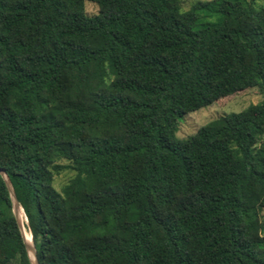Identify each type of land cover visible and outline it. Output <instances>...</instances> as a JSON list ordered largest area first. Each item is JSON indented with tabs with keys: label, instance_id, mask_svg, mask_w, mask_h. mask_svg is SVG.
Returning <instances> with one entry per match:
<instances>
[{
	"label": "trees",
	"instance_id": "16d2710c",
	"mask_svg": "<svg viewBox=\"0 0 264 264\" xmlns=\"http://www.w3.org/2000/svg\"><path fill=\"white\" fill-rule=\"evenodd\" d=\"M212 1L193 29L182 0H0V167L39 264H264V0ZM0 264H30L1 175Z\"/></svg>",
	"mask_w": 264,
	"mask_h": 264
},
{
	"label": "rangeland",
	"instance_id": "374dc122",
	"mask_svg": "<svg viewBox=\"0 0 264 264\" xmlns=\"http://www.w3.org/2000/svg\"><path fill=\"white\" fill-rule=\"evenodd\" d=\"M261 1H257L256 4H261ZM192 5H196L194 11L197 15V21L192 25L193 29H198L205 23H212L218 20L219 14L215 11V2L212 0H182V9H188ZM85 9L88 14H95L98 12L97 5L89 1H85ZM260 99L261 94L256 88L245 89L232 95L222 97L211 105L189 112L180 118L176 134L178 137H186L216 116L232 111H239L251 103L258 102ZM71 175L72 171L69 169L62 170L55 176V187L59 188Z\"/></svg>",
	"mask_w": 264,
	"mask_h": 264
},
{
	"label": "water",
	"instance_id": "95a60500",
	"mask_svg": "<svg viewBox=\"0 0 264 264\" xmlns=\"http://www.w3.org/2000/svg\"><path fill=\"white\" fill-rule=\"evenodd\" d=\"M0 175L3 178L4 183L6 185V188L8 190L9 197L11 199V204H12V212H13V215H14L16 221H17L19 230L21 232V235H22V238H23V241H24V244H25V248H26V251H27V254H28V257H29L30 264H39L38 260H37L36 250H35V247H34L33 240H31V243H28L25 240V237H24L23 223H22V221L20 219V216H19V209H21L22 211H23V209H22V207L20 206V204H19V202L17 200V197L15 195V192H14V189L12 187V184H11V181L9 179L8 174L1 167H0ZM23 214H24V212H23ZM25 222L27 223L26 217H25ZM31 239H32V236H31Z\"/></svg>",
	"mask_w": 264,
	"mask_h": 264
},
{
	"label": "bare ground",
	"instance_id": "6f19581e",
	"mask_svg": "<svg viewBox=\"0 0 264 264\" xmlns=\"http://www.w3.org/2000/svg\"><path fill=\"white\" fill-rule=\"evenodd\" d=\"M19 216H20V219L23 223V232H24V237H25V240L28 242V243H31V235H30V232L28 230L25 229V217H24V214H23V211L21 209H19Z\"/></svg>",
	"mask_w": 264,
	"mask_h": 264
}]
</instances>
